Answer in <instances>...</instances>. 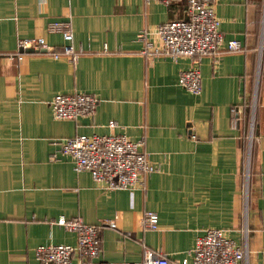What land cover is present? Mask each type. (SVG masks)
<instances>
[{
	"label": "crops",
	"instance_id": "crops-1",
	"mask_svg": "<svg viewBox=\"0 0 264 264\" xmlns=\"http://www.w3.org/2000/svg\"><path fill=\"white\" fill-rule=\"evenodd\" d=\"M214 11L225 41L242 48L203 56L195 95L178 84L192 59L141 53V35L158 44V25L186 18L182 2L0 0V264H38L37 247L75 245L76 233L54 223L59 217L102 225L94 262L140 263L152 250L169 264H191L196 238L213 228L242 246L247 231L243 264H264V0H215ZM53 22L70 24L77 59L11 56L21 53L20 39L62 49ZM255 92L246 179L244 107ZM73 93L95 96L94 114L56 119L53 97ZM109 134L144 141L157 167L144 187L106 190L60 152L61 139ZM147 211L158 214L155 231L143 226Z\"/></svg>",
	"mask_w": 264,
	"mask_h": 264
},
{
	"label": "built area",
	"instance_id": "built-area-1",
	"mask_svg": "<svg viewBox=\"0 0 264 264\" xmlns=\"http://www.w3.org/2000/svg\"><path fill=\"white\" fill-rule=\"evenodd\" d=\"M161 4L170 6L184 3L186 18L169 20L157 26L159 42L154 44L145 40L142 54L146 57L165 55L173 60L188 57L195 65L182 70L179 74L178 84L186 91L198 95L201 92L200 63L203 56L212 55L221 51H239L242 44L237 39L225 41L224 35L219 31V20L214 11L215 0H156ZM50 31L60 33L65 41L62 49L57 50L48 45L44 39H20L18 48L21 53L11 55L18 60L22 59L24 52H45L55 59L66 57L70 60L78 58L79 53L73 46V34L67 22H53ZM252 103L250 125L254 121L255 99ZM98 100L95 96L85 93L58 94L51 101L56 119L74 120L80 116L94 114ZM115 126V122L109 124ZM253 133L248 135V155ZM60 152L71 157L73 169L76 172L86 171L95 183L106 190L144 187L145 177L157 171L148 154L142 150L144 141H132L122 134L109 135H75L59 141ZM248 179V165L246 168ZM247 184L245 196L247 197ZM158 214L147 211L144 215L143 226L147 230L158 229ZM56 225L76 233L75 245L49 244L37 247L35 251L38 264H131L126 262L109 263L94 262L101 250L100 229L102 225L85 223L80 217L66 219L59 217ZM109 227L115 228L113 221ZM245 244L242 246L230 239L221 229L207 228L195 240L191 251V264H243L248 255L247 231L244 234ZM74 258L76 261H74ZM134 264H169L165 255L160 252L147 250L144 259Z\"/></svg>",
	"mask_w": 264,
	"mask_h": 264
},
{
	"label": "trees",
	"instance_id": "trees-1",
	"mask_svg": "<svg viewBox=\"0 0 264 264\" xmlns=\"http://www.w3.org/2000/svg\"><path fill=\"white\" fill-rule=\"evenodd\" d=\"M252 97L246 101L245 107H244V128L243 132L246 136L245 141L242 143L243 149H244V162H245V157L247 154V148H248V135L250 132V117H251V110H252ZM256 131V119H255V124H254V135ZM253 140L255 143V137L253 136ZM243 170H244V164H243Z\"/></svg>",
	"mask_w": 264,
	"mask_h": 264
},
{
	"label": "rangeland",
	"instance_id": "rangeland-1",
	"mask_svg": "<svg viewBox=\"0 0 264 264\" xmlns=\"http://www.w3.org/2000/svg\"><path fill=\"white\" fill-rule=\"evenodd\" d=\"M259 47L260 48H259V51H258V58H259V61H260L261 53H262V51H264V30H262ZM252 102L254 104V97H253V101ZM255 109H256V100H255ZM254 124H255V112H254V121L250 125V130H252V133L254 131ZM254 149H255V143H254V140H251L250 146H249V161H248V174H249V176L251 175L252 167H253V163H254Z\"/></svg>",
	"mask_w": 264,
	"mask_h": 264
},
{
	"label": "water",
	"instance_id": "water-1",
	"mask_svg": "<svg viewBox=\"0 0 264 264\" xmlns=\"http://www.w3.org/2000/svg\"><path fill=\"white\" fill-rule=\"evenodd\" d=\"M27 52H32V51H27Z\"/></svg>",
	"mask_w": 264,
	"mask_h": 264
}]
</instances>
